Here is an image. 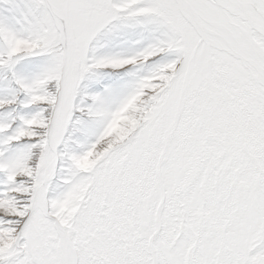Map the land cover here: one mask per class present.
<instances>
[{
	"label": "snow or ice",
	"instance_id": "obj_1",
	"mask_svg": "<svg viewBox=\"0 0 264 264\" xmlns=\"http://www.w3.org/2000/svg\"><path fill=\"white\" fill-rule=\"evenodd\" d=\"M0 264H264V0H0Z\"/></svg>",
	"mask_w": 264,
	"mask_h": 264
}]
</instances>
